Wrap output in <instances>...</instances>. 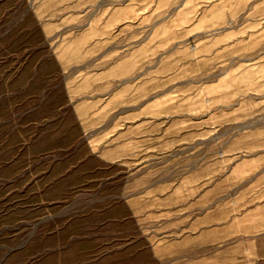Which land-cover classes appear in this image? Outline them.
Segmentation results:
<instances>
[{
	"label": "rangeland",
	"instance_id": "1",
	"mask_svg": "<svg viewBox=\"0 0 264 264\" xmlns=\"http://www.w3.org/2000/svg\"><path fill=\"white\" fill-rule=\"evenodd\" d=\"M0 264H264V0H0Z\"/></svg>",
	"mask_w": 264,
	"mask_h": 264
},
{
	"label": "crops",
	"instance_id": "2",
	"mask_svg": "<svg viewBox=\"0 0 264 264\" xmlns=\"http://www.w3.org/2000/svg\"><path fill=\"white\" fill-rule=\"evenodd\" d=\"M82 1H91V2H106L109 0H82ZM119 1H125V0H119ZM127 1V0H126Z\"/></svg>",
	"mask_w": 264,
	"mask_h": 264
}]
</instances>
